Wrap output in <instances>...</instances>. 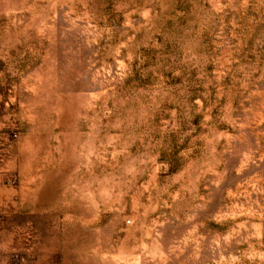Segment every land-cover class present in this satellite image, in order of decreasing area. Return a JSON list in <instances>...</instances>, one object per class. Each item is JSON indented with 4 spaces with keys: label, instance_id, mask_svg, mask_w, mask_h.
<instances>
[{
    "label": "clouds",
    "instance_id": "1",
    "mask_svg": "<svg viewBox=\"0 0 264 264\" xmlns=\"http://www.w3.org/2000/svg\"><path fill=\"white\" fill-rule=\"evenodd\" d=\"M0 264H264V0H0Z\"/></svg>",
    "mask_w": 264,
    "mask_h": 264
}]
</instances>
